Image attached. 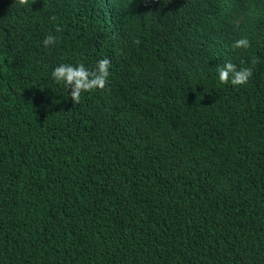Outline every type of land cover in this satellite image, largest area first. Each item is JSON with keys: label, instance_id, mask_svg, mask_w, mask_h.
<instances>
[{"label": "trees", "instance_id": "obj_1", "mask_svg": "<svg viewBox=\"0 0 264 264\" xmlns=\"http://www.w3.org/2000/svg\"><path fill=\"white\" fill-rule=\"evenodd\" d=\"M166 4L0 0V264H264V0Z\"/></svg>", "mask_w": 264, "mask_h": 264}, {"label": "clouds", "instance_id": "obj_2", "mask_svg": "<svg viewBox=\"0 0 264 264\" xmlns=\"http://www.w3.org/2000/svg\"><path fill=\"white\" fill-rule=\"evenodd\" d=\"M162 5H167L166 0H162ZM55 37L49 35L44 38L43 45L45 47L53 44ZM236 48H247L248 41L246 39H238L234 42ZM109 60L102 59L97 62L94 70H89L84 64L61 63L55 66L51 76L57 82L65 85L66 91L71 100H78L82 92L90 91L94 88H103L109 76ZM218 78L221 82L230 81L233 85L245 84L252 75L250 68L236 69L231 62H226L222 67L217 69ZM70 88V91L68 89Z\"/></svg>", "mask_w": 264, "mask_h": 264}]
</instances>
